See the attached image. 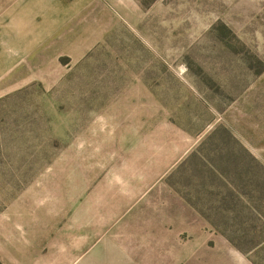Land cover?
Here are the masks:
<instances>
[{
  "label": "rangeland",
  "instance_id": "rangeland-1",
  "mask_svg": "<svg viewBox=\"0 0 264 264\" xmlns=\"http://www.w3.org/2000/svg\"><path fill=\"white\" fill-rule=\"evenodd\" d=\"M1 264H264V0H0Z\"/></svg>",
  "mask_w": 264,
  "mask_h": 264
},
{
  "label": "trees",
  "instance_id": "trees-1",
  "mask_svg": "<svg viewBox=\"0 0 264 264\" xmlns=\"http://www.w3.org/2000/svg\"><path fill=\"white\" fill-rule=\"evenodd\" d=\"M1 264V263H0Z\"/></svg>",
  "mask_w": 264,
  "mask_h": 264
}]
</instances>
